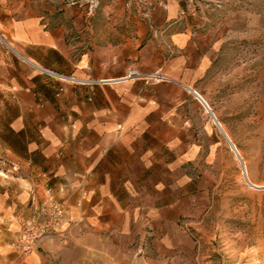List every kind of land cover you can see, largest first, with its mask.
Wrapping results in <instances>:
<instances>
[{
	"label": "crops",
	"instance_id": "0c3cea01",
	"mask_svg": "<svg viewBox=\"0 0 264 264\" xmlns=\"http://www.w3.org/2000/svg\"><path fill=\"white\" fill-rule=\"evenodd\" d=\"M150 3L148 10L99 9L90 17L42 0H0V90L21 107L7 123L23 148L17 162L29 171L24 175L66 198L71 221L61 228L68 234L81 225L136 239L145 236L153 212L167 218L162 179L171 169V114L191 75L207 71L209 57L193 0ZM41 67L87 82L62 83ZM132 69L140 77L102 82ZM157 69L171 80L145 82ZM174 163L184 166V152Z\"/></svg>",
	"mask_w": 264,
	"mask_h": 264
},
{
	"label": "rangeland",
	"instance_id": "374dc122",
	"mask_svg": "<svg viewBox=\"0 0 264 264\" xmlns=\"http://www.w3.org/2000/svg\"><path fill=\"white\" fill-rule=\"evenodd\" d=\"M42 1L90 17L99 9L152 7V0ZM192 9L209 64L205 73L195 71L186 84L204 96L228 127L251 178L264 183V0H193ZM131 71L140 77L137 70ZM143 78L147 83L171 80L161 69ZM184 89L186 97L171 114L176 125L167 142L170 176L162 179L170 198L167 218L159 221L153 212L145 236L136 239L99 234L81 225L68 234L60 227L50 234L48 245L41 240L29 255H21L12 244L23 223L42 213L47 189L56 198L64 197L19 167L16 154L23 148L7 123L21 107L18 98L5 97L7 92L0 90V264H264V187L255 188L244 179L242 163L226 136L194 92ZM183 152L184 166L172 168L177 159L181 163Z\"/></svg>",
	"mask_w": 264,
	"mask_h": 264
},
{
	"label": "built area",
	"instance_id": "2783aa9c",
	"mask_svg": "<svg viewBox=\"0 0 264 264\" xmlns=\"http://www.w3.org/2000/svg\"><path fill=\"white\" fill-rule=\"evenodd\" d=\"M49 73L48 70H43ZM135 71H131L125 76L118 79L102 81V82H117L129 79L135 75ZM74 78V77H68ZM73 81V80H72ZM199 100V99H198ZM202 105L211 110L210 105L201 99ZM207 107V108H206ZM69 204L65 198L54 197L52 191L47 189V196L44 203L43 211L37 217L28 218L22 225L20 232L13 241L14 249L21 255H29L34 252L41 243V240L54 233L62 227L66 221H70Z\"/></svg>",
	"mask_w": 264,
	"mask_h": 264
},
{
	"label": "bare ground",
	"instance_id": "6f19581e",
	"mask_svg": "<svg viewBox=\"0 0 264 264\" xmlns=\"http://www.w3.org/2000/svg\"><path fill=\"white\" fill-rule=\"evenodd\" d=\"M42 68V67H41ZM42 70H48L49 73L57 76V77H60L62 79H66V80H70V81H77V82H81V83H85L87 82L86 79H82V78H68L64 75H61V74H58V73H55L49 69H46V68H42ZM113 80V79H112ZM189 90H192L194 92V94L197 96V98L199 99V101L201 102V99L205 100L207 102V100L204 98V96L199 93L198 91L194 90L192 87H190L189 85H185ZM207 108V107H206ZM207 112L211 115L213 121L217 124L219 130L221 131V133L226 136L230 146H231V149L234 151L236 157L238 158V160L242 163V174H243V177L244 179L253 187L255 188H263L264 187V183H260V182H257L255 181L254 179L251 178L250 174H249V170H248V165L240 151V149L236 146L234 140L232 139V136L229 132V129L228 127L218 118V116L216 115V113L211 109L209 110L207 108Z\"/></svg>",
	"mask_w": 264,
	"mask_h": 264
}]
</instances>
